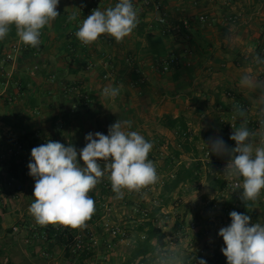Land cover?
Listing matches in <instances>:
<instances>
[{
    "label": "crops",
    "instance_id": "crops-1",
    "mask_svg": "<svg viewBox=\"0 0 264 264\" xmlns=\"http://www.w3.org/2000/svg\"><path fill=\"white\" fill-rule=\"evenodd\" d=\"M142 1L145 0H131L138 8V22L146 27L142 36L132 32L117 43L102 34L97 41L81 48L75 33L90 15L92 6L104 11L119 0H60L57 8L60 16L41 30L40 45L35 50L16 54L10 62L0 63V150L6 153L7 149L14 150L13 145L25 135L30 136L31 144L27 147L26 142L19 143L20 156L15 158L23 170L21 168L16 176L8 171V162L2 160L0 264H76L75 257L64 256L51 232L43 233V227L50 225H38L29 212L34 200L31 186L35 182L27 167L31 150L53 140L65 146L72 144L79 151L85 146L88 133L107 135L108 127L117 120H130L131 128L124 130L136 131L152 143L148 157L155 167L162 168L156 171L158 179L154 184L131 192L132 197L141 202H155L156 206L150 204L145 213L154 216L166 235L165 247L159 253L148 255L147 263L198 264L203 259L207 264H227L221 251L224 241L218 232L231 223L228 210L239 209L240 205L229 202L234 181L225 171L230 154L217 155L207 142L209 137L221 136L230 148L235 147V142L226 136L222 121L237 111V102L247 108L243 115L237 111L242 117L237 128L245 125L254 133L250 137L254 146H259L264 139V126L255 130L246 123L264 120V62L256 59L258 52L264 50V22H261L264 21V0H232L233 3L150 0L160 6L157 15L153 10L145 12ZM250 9L253 12L247 17L242 14ZM74 12L79 13L77 20L69 21L68 16ZM202 15L208 19L206 23L199 20ZM159 17L171 24L199 20L200 39L206 43L201 48L204 54L196 53L175 35L173 28L169 38L160 37L159 29L152 27ZM56 22L62 29L56 27ZM70 33L77 44L71 42ZM149 33L153 43L163 44L166 55L176 59V70L163 71L167 57L154 58L151 51L148 52L145 35ZM18 39L12 25L9 34L0 40V56ZM246 74L251 82L242 86L240 81ZM105 87H118L119 95L102 96ZM165 117L182 119L191 134L189 153L181 156L175 166L189 162L194 151L202 165L199 185H180L171 194L172 199L177 200L173 210L157 205L160 186L167 177L166 160L177 140L173 131L162 124ZM205 152L209 153V159L204 157ZM5 156L8 157V153ZM22 158L24 164L19 160ZM80 163L83 165L82 161ZM101 166L103 168V162ZM206 174L226 180L227 188L219 193L210 191L204 180ZM20 182H32L25 190L26 206L16 203L12 196L13 186ZM101 184L109 189L107 194L101 192ZM88 195L95 202V212L76 232L92 234L97 239V246L90 250L92 254L84 262L98 264L105 259L106 249L112 250L108 241L115 238L110 236L113 213L107 209V204L117 195L112 191L107 172ZM244 214L251 217V223L264 225V189ZM171 219L173 224L169 231L166 224ZM140 220L133 221L135 227ZM192 224L194 230L189 229ZM59 226L61 224L51 225ZM34 228H39L40 232ZM119 241L126 244L125 238ZM130 248L131 244L128 253ZM126 257L115 252L109 254L108 260L117 264Z\"/></svg>",
    "mask_w": 264,
    "mask_h": 264
},
{
    "label": "clouds",
    "instance_id": "clouds-1",
    "mask_svg": "<svg viewBox=\"0 0 264 264\" xmlns=\"http://www.w3.org/2000/svg\"><path fill=\"white\" fill-rule=\"evenodd\" d=\"M60 0H0V40L15 26L16 35L25 45L33 48L41 43V30L60 16ZM78 12L68 16L76 21ZM137 11L131 0H119L114 7L101 11L93 9L75 33L83 45L97 41L102 34L122 42L137 27ZM257 60L260 58L257 57ZM251 82L249 75L241 78V85ZM118 87H105L102 96L114 98ZM243 115V112H241ZM264 126V121H261ZM132 122L119 121L108 127V134L88 133L86 144L79 151L72 145L48 140L31 150L27 167L34 179V201L30 214L41 226L61 224L72 228L84 227L95 212V202L88 195L108 173L112 191L123 198L122 189L139 191L154 184L158 177L148 155L153 147L143 135L131 128ZM252 133L245 125L235 128L229 147L221 136L209 137L207 145L217 155L230 154L226 174L235 189H242L240 199L248 206L255 202L264 189V139L259 146L250 142ZM80 161L83 162L81 165ZM103 162V168L101 166ZM231 223L222 227L218 235L223 238L221 249L227 264H264V225L251 223V217L231 211ZM198 264H207L200 259Z\"/></svg>",
    "mask_w": 264,
    "mask_h": 264
},
{
    "label": "trees",
    "instance_id": "trees-1",
    "mask_svg": "<svg viewBox=\"0 0 264 264\" xmlns=\"http://www.w3.org/2000/svg\"><path fill=\"white\" fill-rule=\"evenodd\" d=\"M155 6H159V5L156 4L155 2L153 3L150 0L148 1L145 0L144 2L142 1V7L144 8L143 10L145 12L154 10ZM134 8L137 11L138 8L136 6H134ZM159 12H160V6H159ZM198 21L194 22L190 20H184L176 24L167 23L165 22V20L164 22L155 21L153 22L152 27L159 29L160 37H163L165 39L169 38L172 35L174 29V31L176 32L175 35L177 37L178 36L181 37V39L185 41L189 47H192L196 53L203 55L204 53L202 52L203 50L201 48L206 43L202 42V40L200 39L199 26H198V23L200 21L199 22ZM56 27L62 29V25L57 22H56ZM145 28L146 27L143 24H140V22H138L137 27L133 30V32L137 36H142ZM68 36L74 45L77 44L78 41L76 42L74 40L75 37L73 36V34L70 33ZM152 38L153 36L150 33L145 35V40L148 43V50H149L148 52L151 51L150 53L154 58L166 56L167 58L164 62V65L167 64L168 69L176 70L178 68L176 59L173 56H167L163 44L153 43ZM78 45L81 48H85L87 46V45H83L80 41ZM33 49L35 50L36 47L35 48L29 47L27 51ZM258 53H259L258 57L260 58L259 63L264 62V50H260ZM239 105L240 104L237 102L235 110L241 113V111L237 109ZM237 111L235 112L236 114L238 113ZM162 124L164 125V127L172 130L173 134L177 138V140L175 141V148L169 153L170 157H168L166 160L167 161L166 163L168 165L167 174H166L167 177L162 182L160 194L157 200L158 206L166 207L169 204V202L172 200L171 194L176 189H178L180 185H199L201 183L202 165L201 162L198 160L196 151H194V153L190 157L189 162L187 163L181 162L177 166H175V164L179 162L181 156L189 153V148L187 146L191 134L190 131L187 129L184 121L180 118L170 119L165 117L162 120ZM29 137L30 136L28 135L20 137L18 141L13 145V148H15L19 143L22 144L23 142L27 143V147H31V144L28 142ZM15 149L13 151H15ZM6 154H7L6 151L1 152L0 150V185L3 178L2 167L4 162L2 160L8 162L9 164L8 171L13 172L14 176H16L19 171L23 170L21 165L17 164L14 153L8 154V157L5 156ZM204 180L208 185V189L213 192L214 191L218 193L222 192L227 188L228 185V182H226V180L210 174H206ZM100 187L102 193L104 194L108 193L109 189H106L105 185L101 184ZM125 190L129 193L133 192L127 189ZM232 190L233 191L230 194L229 202L232 204L240 205L239 209L234 208V210L240 213H244L248 208L251 207L252 202H249L248 206H245L244 202L240 199L242 189L240 190V189L232 188ZM1 208L2 207H0V209ZM234 210L232 209V211ZM229 211L231 212V209ZM137 218L141 219L139 222H137L135 228V231L138 233V236L134 238V240H132L131 248L126 257V260L123 261L121 264H148L146 259L147 256L154 255L157 252L159 253V251H161L166 245V235L158 227L157 221L154 218V216L144 212L141 215H137ZM48 225L50 226L43 227V230L45 229L43 233L51 232V235L57 240V244L63 249L64 256L68 257L69 255H71L75 257L76 264H85L84 261H86L92 254L90 250L83 249V250L75 251V253L71 252L70 246L72 244V240L74 236L77 234L76 228H72L70 226H64V225L53 228L51 227L52 224H48ZM35 230L36 228H34V231ZM36 231L39 233L40 232L39 228ZM37 232L34 233L38 235ZM47 239H50V236H48Z\"/></svg>",
    "mask_w": 264,
    "mask_h": 264
},
{
    "label": "rangeland",
    "instance_id": "rangeland-1",
    "mask_svg": "<svg viewBox=\"0 0 264 264\" xmlns=\"http://www.w3.org/2000/svg\"><path fill=\"white\" fill-rule=\"evenodd\" d=\"M226 1L233 3V1H230V0H226ZM252 12H253V9H250V10H247V12H244L242 14L247 17ZM254 12H256V10ZM202 16L204 17V15ZM207 21L208 19H205L204 21H202V23H206ZM261 22H264V21H261ZM18 156H20V154ZM155 168H156V171H160L162 169L160 167H155ZM16 185H19L21 187V191L16 192L14 190V195L12 194V196L14 197L15 201H17L16 203L20 202L22 205L25 204L26 206L27 200L25 199V194H26L25 190H27V187L30 188V186L32 185V182H29L27 184L25 182L23 183L20 182V183L15 184L14 186ZM31 187L34 188V184ZM122 191H123V198H117L116 196L114 201H111L110 203L107 204V209L111 210V212L113 213L112 215L113 219L111 218L113 221L111 222L110 228L118 232L119 235L116 236L111 241H108V242H111L112 250L107 251L106 249V253H104V256H103L105 257V259H101V261L99 260L98 264H116V262L108 260L109 254H112L115 252L117 254H120L122 258H125V256H127L129 246L130 244H132V240H134V238L138 236V233L135 231V228H136L135 223H133V221L140 220L137 218V215H138L137 212H142V211L146 212L147 210H149L152 204L153 206H156L155 202H152V201H150V203L149 202L146 203L145 201L141 202L138 199L133 198L132 193L127 192L125 189H122ZM1 202L2 201H0V204H1L0 207H2ZM176 203H177V200L172 199L169 202V204L166 206V209H169V208L170 210L175 209ZM10 222L11 221H9L8 223ZM172 224H173L172 219L170 220L168 224H166V226H169V229H168L169 231L172 230L171 228ZM119 238H122V240L125 238L126 244L121 243L119 241L120 240ZM117 264H121V263L117 261Z\"/></svg>",
    "mask_w": 264,
    "mask_h": 264
},
{
    "label": "built area",
    "instance_id": "built-area-1",
    "mask_svg": "<svg viewBox=\"0 0 264 264\" xmlns=\"http://www.w3.org/2000/svg\"><path fill=\"white\" fill-rule=\"evenodd\" d=\"M93 9H95L94 6L90 9V14H91V11ZM153 12L156 15L159 14V6H155ZM205 19L206 18L203 16H201L199 18V20L201 22L204 21ZM158 21L164 22V19L162 17H159ZM29 47H31V46L23 44V42H21L20 39L10 43L7 50H5V52H3L2 55L0 56V63L3 64L6 62H10L16 54L27 51L29 49ZM162 70L163 71L168 70L167 64H165L163 66ZM237 108H238V110L243 112V114L245 112H247V108L244 106L239 105ZM241 118L242 117H239L238 114H236L235 112H232L228 115L227 119L222 121L223 127H224L225 132H226L225 134H226V136H228V138H229L230 134L234 131V129L238 127L240 121L242 120ZM261 121H264V120L246 121V123L249 124L253 129L256 130V129H259L262 127ZM20 150H21V146L18 144L16 146L15 151L7 149V153L8 154L14 153V156L19 158L18 155H19ZM204 157L209 159L210 158L209 153L205 152ZM19 160L21 161L22 164H24L25 160L23 158L19 159ZM232 188H234L233 184H232ZM13 189L16 192L21 191V187L19 185L14 186ZM229 213H230V211L228 210V215H229ZM189 229L194 230L195 226L192 224ZM118 235H119L118 232H116L115 230L110 231V236L116 237ZM119 239H121V238H119ZM97 243H98L97 239L95 237H93L92 234H83V235L76 234L74 236V238L72 240V244L70 246L71 252L75 253V251L83 250V249L91 250L97 246ZM106 248H109V245Z\"/></svg>",
    "mask_w": 264,
    "mask_h": 264
}]
</instances>
